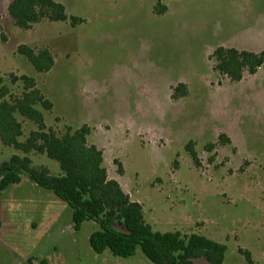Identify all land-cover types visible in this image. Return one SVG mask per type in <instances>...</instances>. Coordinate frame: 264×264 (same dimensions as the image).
Listing matches in <instances>:
<instances>
[{
  "label": "rangeland",
  "instance_id": "rangeland-1",
  "mask_svg": "<svg viewBox=\"0 0 264 264\" xmlns=\"http://www.w3.org/2000/svg\"><path fill=\"white\" fill-rule=\"evenodd\" d=\"M53 1L83 22L39 24L32 34L17 29L18 36L4 31L9 42L4 47L0 41V88H7V99L23 92L12 76L25 75L53 104L49 112L38 107L48 130L61 136L87 125L89 142L101 146L108 179L141 204L152 231L198 234L223 244V264H264V66L231 83L209 59L217 47L240 44L254 29L264 32V0ZM157 4L169 12L157 15ZM19 38L22 44H53L52 69L37 73L24 56H8ZM178 84L188 94L174 100ZM15 118L23 143L36 126ZM220 134L233 144L218 143ZM190 142L197 165L186 150ZM207 144H214L210 152ZM13 155L60 173L46 155L0 142V163ZM23 178L0 196V264H27L28 258L151 264L139 249L128 258L94 253L89 236L97 225L84 222L75 232L70 207Z\"/></svg>",
  "mask_w": 264,
  "mask_h": 264
},
{
  "label": "trees",
  "instance_id": "trees-1",
  "mask_svg": "<svg viewBox=\"0 0 264 264\" xmlns=\"http://www.w3.org/2000/svg\"><path fill=\"white\" fill-rule=\"evenodd\" d=\"M158 7V8H157ZM165 7L157 4L154 13L160 15ZM7 15L14 26L30 30L42 22H70L75 26L82 19L67 16L65 7L53 0H13L7 6ZM1 41L5 37L0 34ZM16 53L24 56L37 73H46L54 66V59L46 48L34 49L21 44ZM213 71L231 83H238L245 73L254 75L264 65V50L259 53L217 47L210 55ZM12 80L23 83V92L17 98L7 99V88H0V142L25 154H44L58 163L60 173L51 175L45 167H33L28 158L16 155L0 163V196L11 185L20 183L23 176L33 184L51 192L71 209L73 230L79 231L84 222H93L97 230L89 236V246L96 254L108 250L114 257L128 258L139 249L151 264H194L204 259L208 264H223L226 247L198 234L154 232L144 220L141 204L132 201L118 182L108 179L103 166L102 152L88 142L91 133L87 125L65 131L57 136L47 129L41 109L49 112L52 104L36 87L35 80L25 75ZM187 95V87L178 84L173 89L174 100ZM15 114L35 124L25 142H19L22 125ZM218 143L231 144L220 134ZM214 144H207L210 152ZM190 159L197 165V154L190 142L186 146ZM119 172L120 164L115 160ZM1 228V220H0ZM249 262L250 255L244 253ZM27 264H48L46 259L28 258Z\"/></svg>",
  "mask_w": 264,
  "mask_h": 264
},
{
  "label": "crops",
  "instance_id": "crops-1",
  "mask_svg": "<svg viewBox=\"0 0 264 264\" xmlns=\"http://www.w3.org/2000/svg\"><path fill=\"white\" fill-rule=\"evenodd\" d=\"M13 0H0V30H1V33L5 36V42H3V41H1L2 42V45L5 47V45H7L8 44V42H9V37L4 33V31L5 30H11L10 32L12 33V34H14V35H17L18 34V30L19 31H21V29H19V28H17L16 26H14V24H13V21L8 17V15H7V6L9 5V3L10 2H12ZM162 6V5H161ZM165 7V12L163 13V14H160V15H166L168 12H169V10H168V7L165 5L164 6ZM158 15V14H157ZM5 17H8L7 19H9V24L7 25V27H5V28H3V27H1V25H2V21H3V19H5ZM51 22H48V21H42V22H40V23H38V24H36V25H34V27L32 28V29H30V30H26L25 32H27V33H29V34H32L30 31H33V30H35V28H36V26L37 25H39V24H42V25H45V24H50ZM2 28V29H1ZM18 29V30H17ZM3 30V31H2ZM24 31V30H23ZM249 33V31H246L245 33H244V35H243V38H245L246 36H247V34ZM18 36V35H17ZM22 40L19 38V39H17L16 41H15V43L13 44V46H10L9 47V51H8V56H9V54L10 55H14V54H16V49H17V47L19 46V45H21L23 42H21ZM33 43H36L37 45H39V46H41L42 48H46V49H48L49 51H50V53L52 54V56H53V54L55 53V51H54V45L53 44H49V45H45V46H42V43L41 42H33V41H30V42H28V43H26V44H24V45H28V46H30V47H32V46H34L33 45ZM53 46V47H52ZM227 48H233V49H236V50H238V51H247V52H252V53H259V52H261V51H263L264 50V32H262L261 30H257V29H254V30H252V35L250 36V37H248V38H246V39H243L242 40V42L240 43V44H232V45H229V46H227ZM1 58H3L2 56H1ZM1 61V60H0ZM30 64V63H29ZM264 66V65H263ZM263 66H261V67H263ZM260 67V68H261ZM259 68V69H260ZM259 69H258V71H259ZM258 71L254 74V75H256L257 73H258ZM254 75H249V77L250 76H254ZM243 79H244V76H243ZM242 79V80H243ZM241 80V81H242ZM36 83V82H35ZM36 87H37V83H36ZM38 88V87H37ZM187 94H188V92H187ZM187 96V95H186ZM185 96V97H186ZM50 102V101H49ZM51 103V102H50ZM52 104V103H51ZM52 107H53V104H52ZM228 137V136H227ZM229 138V137H228ZM230 139V138H229ZM230 141H231V139H230ZM88 142H89V140H88ZM90 144H92V145H94L98 150H100V148H101V146L100 145H98V144H96L95 142H89ZM231 143H232V141H231ZM233 144V143H232ZM101 152H102V150H100ZM102 158H103V162H104V156H103V152H102ZM23 180H24V178L23 179H21V181H20V183H18V184H15V185H11V186H16V187H18L19 185H21V183L23 182ZM116 181V180H115ZM117 182V181H116ZM32 183V182H31ZM33 185H35V184H33ZM11 186H9V187H11ZM6 190V189H5ZM5 190L2 192V193H4L5 192ZM1 220V219H0ZM1 228H2V222H1ZM0 228V229H1Z\"/></svg>",
  "mask_w": 264,
  "mask_h": 264
}]
</instances>
